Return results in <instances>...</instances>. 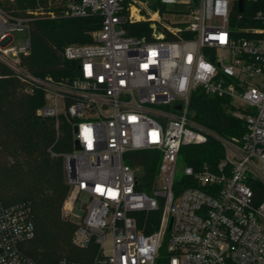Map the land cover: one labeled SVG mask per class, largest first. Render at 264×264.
<instances>
[{"label": "built area", "instance_id": "built-area-1", "mask_svg": "<svg viewBox=\"0 0 264 264\" xmlns=\"http://www.w3.org/2000/svg\"><path fill=\"white\" fill-rule=\"evenodd\" d=\"M162 2L183 8L143 13L133 0H64L60 17L95 14L101 25L91 42L63 47L70 67L59 79L22 65L29 36L13 47L9 33L27 30L26 20L0 7V69L43 93L38 116L69 122L62 213L70 219L78 196H88L72 236L78 249L94 246L86 264H264V0ZM163 15L181 20L164 24ZM140 22L145 30L127 34ZM197 91L227 100L242 128L226 136L197 122ZM209 140L220 158L186 165L174 190L181 148ZM133 151L159 156L149 192L137 189L126 161ZM33 235L29 205H0V264H35L20 249Z\"/></svg>", "mask_w": 264, "mask_h": 264}, {"label": "trees", "instance_id": "trees-1", "mask_svg": "<svg viewBox=\"0 0 264 264\" xmlns=\"http://www.w3.org/2000/svg\"><path fill=\"white\" fill-rule=\"evenodd\" d=\"M64 0H0V7L11 18L26 20L32 56L22 65L36 76L50 75L56 79L68 75L69 62L63 59L66 44H87L91 32L101 25L98 15L60 17ZM151 10L160 13L182 6L148 0ZM52 12L54 19L46 17ZM147 23L126 25L127 34L145 30ZM44 104L38 89L26 92V86L6 69H0V205H29L34 224L33 237L20 245L22 252L35 264H57L66 259L86 264L94 246L78 249L72 244L75 223L65 217L62 206L69 187L63 175L61 154L73 149L71 129L64 116H38L36 110ZM225 99L209 97L201 91L190 102L192 117L202 125L226 136L239 131L242 125L228 113ZM221 149L213 141L181 148L186 165L215 163ZM127 163L137 169V189L149 192L157 174L159 156L153 151H133ZM185 179L175 181L174 190ZM157 213L153 214L155 217Z\"/></svg>", "mask_w": 264, "mask_h": 264}, {"label": "rangeland", "instance_id": "rangeland-1", "mask_svg": "<svg viewBox=\"0 0 264 264\" xmlns=\"http://www.w3.org/2000/svg\"><path fill=\"white\" fill-rule=\"evenodd\" d=\"M145 13H150L151 11L148 10V8H146L145 6H143L142 4L139 6ZM181 17H176V16H170V15H163L161 17V22L164 23V24H168V25H171L172 22H175V21H178V20H181L180 19ZM94 32V31H93ZM91 32V34L93 33ZM91 34H90V37H91ZM9 35L11 36L12 38V43L10 44L11 46L13 47H18V46H21L25 43V41H27L28 39V32L26 29H23L21 31H13V32H10ZM71 44H76L77 43H71ZM70 43L69 44H66V45H71ZM65 45V46H66ZM32 56V50L30 49L29 50V53L27 56H25V58L23 59V62L25 63L26 61H29L30 58ZM26 60V61H25ZM27 63V62H26ZM186 166L185 162L182 160V157L180 156L179 157V160H178V163H177V166H176V173H175V179L176 180H179L180 178H182L183 176V168ZM89 201V198L86 194H83L81 193L79 196H78V199L75 203V206H74V209H73V212L71 214V218L70 220L73 222V223H76L78 221V218L83 214V206L85 204H87ZM64 215V214H63ZM65 216V215H64Z\"/></svg>", "mask_w": 264, "mask_h": 264}, {"label": "crops", "instance_id": "crops-1", "mask_svg": "<svg viewBox=\"0 0 264 264\" xmlns=\"http://www.w3.org/2000/svg\"><path fill=\"white\" fill-rule=\"evenodd\" d=\"M133 1H135L138 6H140L142 4L143 6H145L146 8H148V10H151L149 8L148 0H133ZM161 1L170 2L172 0H161ZM143 13H145V12L143 11Z\"/></svg>", "mask_w": 264, "mask_h": 264}, {"label": "water", "instance_id": "water-1", "mask_svg": "<svg viewBox=\"0 0 264 264\" xmlns=\"http://www.w3.org/2000/svg\"><path fill=\"white\" fill-rule=\"evenodd\" d=\"M238 11L241 12L242 11V2L238 3ZM77 147V146H76Z\"/></svg>", "mask_w": 264, "mask_h": 264}]
</instances>
